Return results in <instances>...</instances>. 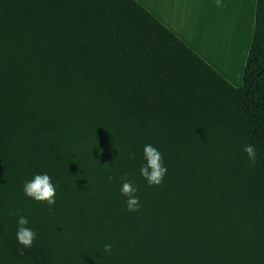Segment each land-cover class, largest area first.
Masks as SVG:
<instances>
[{"label":"trees","instance_id":"obj_1","mask_svg":"<svg viewBox=\"0 0 264 264\" xmlns=\"http://www.w3.org/2000/svg\"><path fill=\"white\" fill-rule=\"evenodd\" d=\"M0 264H264V0L239 87L135 0H0Z\"/></svg>","mask_w":264,"mask_h":264},{"label":"crops","instance_id":"obj_2","mask_svg":"<svg viewBox=\"0 0 264 264\" xmlns=\"http://www.w3.org/2000/svg\"><path fill=\"white\" fill-rule=\"evenodd\" d=\"M135 1L231 85L241 86L256 0Z\"/></svg>","mask_w":264,"mask_h":264},{"label":"rangeland","instance_id":"obj_3","mask_svg":"<svg viewBox=\"0 0 264 264\" xmlns=\"http://www.w3.org/2000/svg\"><path fill=\"white\" fill-rule=\"evenodd\" d=\"M207 48V47H206ZM210 50V49H209ZM217 52V51H216ZM218 53V52H217Z\"/></svg>","mask_w":264,"mask_h":264}]
</instances>
